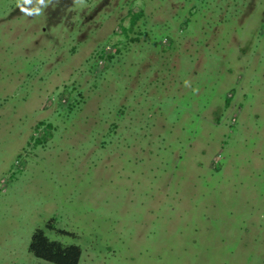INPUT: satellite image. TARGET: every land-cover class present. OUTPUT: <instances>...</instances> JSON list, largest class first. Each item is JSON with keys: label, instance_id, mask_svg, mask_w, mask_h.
Masks as SVG:
<instances>
[{"label": "rangeland", "instance_id": "374dc122", "mask_svg": "<svg viewBox=\"0 0 264 264\" xmlns=\"http://www.w3.org/2000/svg\"><path fill=\"white\" fill-rule=\"evenodd\" d=\"M41 9L0 0V264L44 263L37 229L78 264H264V0Z\"/></svg>", "mask_w": 264, "mask_h": 264}, {"label": "trees", "instance_id": "16d2710c", "mask_svg": "<svg viewBox=\"0 0 264 264\" xmlns=\"http://www.w3.org/2000/svg\"><path fill=\"white\" fill-rule=\"evenodd\" d=\"M113 53L108 54L109 58ZM29 250L36 257L44 260L41 264H78L81 253L77 245H64L59 241L50 240L41 229L35 230L32 234Z\"/></svg>", "mask_w": 264, "mask_h": 264}, {"label": "clouds", "instance_id": "9594fccd", "mask_svg": "<svg viewBox=\"0 0 264 264\" xmlns=\"http://www.w3.org/2000/svg\"><path fill=\"white\" fill-rule=\"evenodd\" d=\"M82 2V0H77V3ZM17 7L20 8V11L27 15H40L41 6L46 7L47 3H50V0H16Z\"/></svg>", "mask_w": 264, "mask_h": 264}, {"label": "built area", "instance_id": "2783aa9c", "mask_svg": "<svg viewBox=\"0 0 264 264\" xmlns=\"http://www.w3.org/2000/svg\"><path fill=\"white\" fill-rule=\"evenodd\" d=\"M109 48H106V50H108Z\"/></svg>", "mask_w": 264, "mask_h": 264}]
</instances>
